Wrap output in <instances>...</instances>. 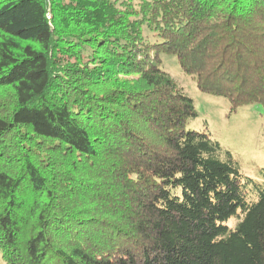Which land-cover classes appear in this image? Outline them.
Instances as JSON below:
<instances>
[{
    "label": "trees",
    "instance_id": "1",
    "mask_svg": "<svg viewBox=\"0 0 264 264\" xmlns=\"http://www.w3.org/2000/svg\"><path fill=\"white\" fill-rule=\"evenodd\" d=\"M163 54L264 108V0H0L6 264H264V181Z\"/></svg>",
    "mask_w": 264,
    "mask_h": 264
},
{
    "label": "rangeland",
    "instance_id": "2",
    "mask_svg": "<svg viewBox=\"0 0 264 264\" xmlns=\"http://www.w3.org/2000/svg\"><path fill=\"white\" fill-rule=\"evenodd\" d=\"M129 1L138 7L141 0ZM164 69L193 98L198 118L188 124V129L206 131L224 150L231 152L240 165L243 175L253 181H264V108L251 105L231 110L224 97L202 93L193 78L183 72L174 56L163 54ZM231 225L235 221L230 222ZM0 264H6L0 250Z\"/></svg>",
    "mask_w": 264,
    "mask_h": 264
}]
</instances>
